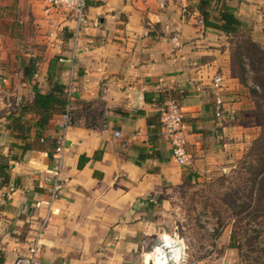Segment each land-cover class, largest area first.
I'll use <instances>...</instances> for the list:
<instances>
[{
  "label": "crops",
  "instance_id": "1",
  "mask_svg": "<svg viewBox=\"0 0 264 264\" xmlns=\"http://www.w3.org/2000/svg\"><path fill=\"white\" fill-rule=\"evenodd\" d=\"M202 1L209 0H187L189 14L183 15L176 0H88V23L71 71V15L42 0H16L15 6L14 0H0V155L14 159L9 182L0 178L1 191L13 190L0 205V264L28 254L47 212L61 115L37 126L40 117L27 106L56 81L66 89L70 73L76 94L64 190L42 237L43 264L149 260L168 234L161 219L169 216L165 209L174 190L195 177L173 160L157 125L167 100L182 107L194 171L239 155L237 120L247 99L232 76L227 36L199 23ZM228 3L243 29L263 43L264 0ZM176 29L180 49L172 44ZM216 75L223 78L220 92L213 85ZM218 97L224 102L221 116ZM17 118L30 132L18 130Z\"/></svg>",
  "mask_w": 264,
  "mask_h": 264
},
{
  "label": "rangeland",
  "instance_id": "2",
  "mask_svg": "<svg viewBox=\"0 0 264 264\" xmlns=\"http://www.w3.org/2000/svg\"><path fill=\"white\" fill-rule=\"evenodd\" d=\"M42 1L46 3L45 0ZM15 4L16 0L14 6ZM168 30L171 28L168 27ZM239 34L252 39L249 29L244 28ZM225 41L231 60L238 38L227 36ZM251 75L250 71L248 76ZM250 77L248 83L252 85ZM237 81L241 96L243 94L245 100L247 99V102L243 99L247 106L240 111L237 120L242 127L239 132V155L232 160L228 157L225 162L216 160L199 173L190 167L195 177L176 187L171 196V204L165 209L169 216L164 222L161 219L168 234L177 233L184 239L190 260L198 264H264V227L258 222L238 224L231 205H228L233 202L237 204L240 200L236 192L238 193V189L242 194L243 190L236 184L235 171L239 167L238 162L261 132V118L255 110L253 97L249 89L238 79ZM254 230L260 231L258 239L253 238ZM233 231H238L235 244L232 240Z\"/></svg>",
  "mask_w": 264,
  "mask_h": 264
},
{
  "label": "trees",
  "instance_id": "3",
  "mask_svg": "<svg viewBox=\"0 0 264 264\" xmlns=\"http://www.w3.org/2000/svg\"><path fill=\"white\" fill-rule=\"evenodd\" d=\"M213 2L215 6L213 11H210L209 8ZM228 2L229 0L202 1L199 5V11L207 28L220 31L228 37L238 38V42L235 43L236 48L231 55L232 76L249 89L255 103V110L261 118L260 135L238 162L239 167L235 171L236 184L241 186L243 190L240 194L234 185L239 193L236 192L240 200L237 204L233 202V204L228 203V205H231L235 222H238V224L247 222L248 225L258 222L264 227V42H256L239 34L241 30L243 32L242 21L237 17L235 9ZM212 12H216L217 15ZM250 71L252 72L251 77L248 76ZM249 77L252 85L248 83ZM66 106L65 87L62 83L56 81L50 92L45 94L35 93L34 100L27 106V109L40 117L36 123L37 126H46L55 115H62ZM20 118L15 119V122H18L16 123L18 130L24 134L30 132V128H26ZM152 124V120L149 119L148 126ZM160 124L159 121L157 125L161 127ZM22 149L24 151L28 150L27 147H22ZM54 149L55 141L52 150L54 151ZM11 160L14 159L0 155V178L3 179L4 183H8L10 179ZM237 232L233 231L232 240L234 244L237 239ZM254 232L253 238L258 239L260 231L254 230Z\"/></svg>",
  "mask_w": 264,
  "mask_h": 264
},
{
  "label": "built area",
  "instance_id": "4",
  "mask_svg": "<svg viewBox=\"0 0 264 264\" xmlns=\"http://www.w3.org/2000/svg\"><path fill=\"white\" fill-rule=\"evenodd\" d=\"M47 5L53 9H63L76 23V28L73 33L74 45L69 63L71 71L75 66V61L79 53V42L82 38V30L88 23L87 4L88 0H45ZM181 4L182 14H189V5L187 0H176ZM162 7L164 5L162 4ZM203 25V20L199 21ZM172 44L174 48H181L183 40L179 30H175L172 35ZM214 88L217 91L223 90V78L216 75L213 79ZM76 94L75 81L70 73L65 89L67 106L64 113L58 121V136L55 141V149L52 154L54 162L53 169L49 172L50 186L49 199L47 201V212L42 222L40 223L34 237L28 245V254L18 257L13 264H43L42 262V237L46 232L47 225L52 221L54 214L57 212L55 204L60 198L64 190V181L62 172L64 167L65 153L69 147L67 132L73 125V102ZM217 115L221 116L224 102L221 97L217 98ZM161 125L163 133L171 145V153L173 160L180 166L188 168L192 166V158L188 152V139L185 133L184 116L180 103L175 99H169L165 102L162 115ZM116 136L121 134L116 132ZM13 190H0V205L4 204L5 200L10 196ZM188 248L185 245L184 239L177 233L164 234L160 238V242L156 247H153L149 252L151 260H146L145 264H198L191 261L187 252Z\"/></svg>",
  "mask_w": 264,
  "mask_h": 264
},
{
  "label": "bare ground",
  "instance_id": "5",
  "mask_svg": "<svg viewBox=\"0 0 264 264\" xmlns=\"http://www.w3.org/2000/svg\"><path fill=\"white\" fill-rule=\"evenodd\" d=\"M149 258H150V255H149ZM150 260H151V258L149 259V261H150ZM149 261H148V262H149Z\"/></svg>",
  "mask_w": 264,
  "mask_h": 264
}]
</instances>
